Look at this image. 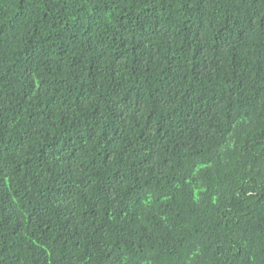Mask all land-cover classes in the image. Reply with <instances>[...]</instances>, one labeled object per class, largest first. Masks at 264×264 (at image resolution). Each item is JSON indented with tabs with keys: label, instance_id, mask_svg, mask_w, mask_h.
<instances>
[{
	"label": "trees",
	"instance_id": "trees-1",
	"mask_svg": "<svg viewBox=\"0 0 264 264\" xmlns=\"http://www.w3.org/2000/svg\"><path fill=\"white\" fill-rule=\"evenodd\" d=\"M0 264H264V0H0Z\"/></svg>",
	"mask_w": 264,
	"mask_h": 264
}]
</instances>
